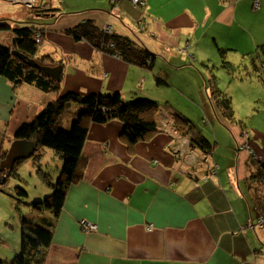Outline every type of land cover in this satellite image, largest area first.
Returning a JSON list of instances; mask_svg holds the SVG:
<instances>
[{
  "label": "crops",
  "instance_id": "crops-1",
  "mask_svg": "<svg viewBox=\"0 0 264 264\" xmlns=\"http://www.w3.org/2000/svg\"><path fill=\"white\" fill-rule=\"evenodd\" d=\"M255 1L34 3L50 9L28 18L43 28L38 56L63 66L61 87L14 86L0 76L4 149L23 123L67 92H120L125 100L142 96L159 104V131L133 146L121 137L122 121L89 124L83 178L69 186L44 264H264V226H252L264 209V187L245 146L264 163V80L254 66L264 63V0L258 7ZM85 19L143 42L156 54L153 67L131 64L65 32ZM219 48L227 49L224 56ZM212 74L215 87L231 97L236 118L245 120V131L213 107ZM157 75L165 85L157 84ZM78 108L74 103L61 116L63 127L71 126ZM176 115L191 124L177 125ZM199 138L209 143L207 150ZM46 154L62 163L50 149ZM82 219L97 229L86 231ZM14 237L0 246L7 261L20 248Z\"/></svg>",
  "mask_w": 264,
  "mask_h": 264
},
{
  "label": "trees",
  "instance_id": "trees-1",
  "mask_svg": "<svg viewBox=\"0 0 264 264\" xmlns=\"http://www.w3.org/2000/svg\"><path fill=\"white\" fill-rule=\"evenodd\" d=\"M45 11H50V9L35 8L30 9L29 12L36 16L37 13L42 14ZM4 20L6 21L3 22ZM14 21L16 24L11 26L12 24L7 19H0V31L12 29L14 34L9 45L0 44V76L9 79L14 86L28 83L44 91L58 92L61 87V80L58 81L47 76L43 71L29 65L13 53L14 50H17L40 63L52 62L49 56H38L39 43L34 38L37 30L43 32V28L33 24L34 21L31 18L21 22ZM65 32L77 41L85 40L96 49L114 54L131 64L148 69L154 65L156 54L143 42L129 35L100 27L91 19H85L66 29ZM219 52L221 56H224L227 49L219 48ZM223 66L229 70L235 68L226 60H223ZM254 66L256 72L264 80V74L261 70L264 68V63L261 61L255 63ZM215 77V74H212L207 80L209 87H211L213 107H216L217 112H220L229 121L242 123L241 126L245 131L243 125L246 123L245 120L236 118L231 97L215 87ZM156 82L158 85H165L166 83L165 78L161 75L156 76ZM74 103L78 104L79 108L74 112L71 126L63 127L60 118ZM158 107L157 100L142 96L125 100L120 92L108 94L67 92L50 102L32 121L23 123L16 131L15 139L34 140L38 143V150L42 147H48L62 160V170L55 182H53L50 173L39 170V174L44 172V179L52 188V193L42 200L35 198L27 200L29 194L22 186H16L14 194L11 193L16 201L15 208L20 216L21 243L12 260L7 261L0 257V264L45 263L53 240L54 228L63 210L69 186L83 178L85 165L82 160V149L91 122L104 124L113 119L122 121L124 127L121 137L129 146H133L139 141L151 138L159 131L155 120ZM182 122L190 123L187 119L176 115V124L179 125ZM196 142L203 149L209 147V143L203 138H199ZM37 151L32 156L39 163L42 153H37ZM6 153L7 150L0 143V163L6 157ZM251 154L253 160L259 164L256 178L264 187V163L261 162L256 153ZM24 160L15 162L12 169L0 171V179L4 178L3 182L0 183V190H2V184L7 182L11 176H18V167ZM23 203L29 209L27 214H23L22 208H20ZM45 211H49L50 216H45L43 214Z\"/></svg>",
  "mask_w": 264,
  "mask_h": 264
},
{
  "label": "rangeland",
  "instance_id": "rangeland-1",
  "mask_svg": "<svg viewBox=\"0 0 264 264\" xmlns=\"http://www.w3.org/2000/svg\"><path fill=\"white\" fill-rule=\"evenodd\" d=\"M34 3L30 2V4H28L26 2H16L13 0H0V18H9L8 21L12 25L16 24L14 20H18L17 22L24 21L28 18L30 9L37 8V5ZM5 21L6 20L3 22ZM107 29L111 30L109 26ZM12 32V29L0 31V44L9 45L13 37L11 34ZM66 113H68V110ZM47 151H49L48 147H42L37 151V153H42L39 163L34 160L33 156L25 159L18 167V176H11L8 181L1 186L0 246H3L10 238L13 242L15 234L21 239L20 216L18 210L15 208L16 201L11 196V193L14 194L15 192V187L22 186L27 190L29 194L27 200H32L31 198L42 200L52 193V188L49 187L48 183L45 181L43 173H50L53 182H55L62 170V163L59 162L60 160L58 158L53 157L52 155L48 157V154H46ZM39 170L44 172L39 174ZM20 208H22L23 214L29 212V209L24 203L20 205Z\"/></svg>",
  "mask_w": 264,
  "mask_h": 264
},
{
  "label": "water",
  "instance_id": "water-1",
  "mask_svg": "<svg viewBox=\"0 0 264 264\" xmlns=\"http://www.w3.org/2000/svg\"><path fill=\"white\" fill-rule=\"evenodd\" d=\"M13 53L19 56L21 59H23V61H25L29 65L43 71L47 76L52 77L58 81L61 80V74L63 71L62 64H44L38 62L34 58L27 57L26 55L22 54L17 50H14ZM37 150L38 143L36 141L29 139H15L12 142L11 146L8 148L6 157L0 163V171L12 169L14 167L15 162L21 159H27L31 157ZM3 180L4 178L0 179V183H2Z\"/></svg>",
  "mask_w": 264,
  "mask_h": 264
},
{
  "label": "built area",
  "instance_id": "built-area-1",
  "mask_svg": "<svg viewBox=\"0 0 264 264\" xmlns=\"http://www.w3.org/2000/svg\"><path fill=\"white\" fill-rule=\"evenodd\" d=\"M13 1H16V2H21L19 0H13ZM133 3L135 4V6H138V5H144L145 3V0H132ZM28 3V2H26ZM30 4V3H28ZM255 6L258 7L259 4H258V1L256 0L255 1ZM107 28V27H106ZM35 41L37 43H40L42 40H43V32L40 31V30H37L36 34H35ZM245 146H247V148L250 150L251 153H255L254 149L252 148L251 145L249 144H245ZM81 223V226L86 230V231H95L97 229V225L94 223V222H91V221H88V220H85V219H82L80 221ZM258 226V227H263L264 226V211L261 212L259 218L257 219L256 223H253L252 226Z\"/></svg>",
  "mask_w": 264,
  "mask_h": 264
},
{
  "label": "bare ground",
  "instance_id": "bare-ground-1",
  "mask_svg": "<svg viewBox=\"0 0 264 264\" xmlns=\"http://www.w3.org/2000/svg\"><path fill=\"white\" fill-rule=\"evenodd\" d=\"M19 1H21V2H28V3H30V2L34 3V2H36L37 0H19Z\"/></svg>",
  "mask_w": 264,
  "mask_h": 264
},
{
  "label": "clouds",
  "instance_id": "clouds-1",
  "mask_svg": "<svg viewBox=\"0 0 264 264\" xmlns=\"http://www.w3.org/2000/svg\"><path fill=\"white\" fill-rule=\"evenodd\" d=\"M107 27V26H106Z\"/></svg>",
  "mask_w": 264,
  "mask_h": 264
}]
</instances>
